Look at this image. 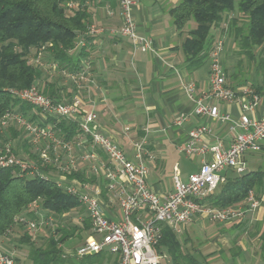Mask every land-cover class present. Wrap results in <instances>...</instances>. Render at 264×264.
<instances>
[{"label":"crops","instance_id":"1","mask_svg":"<svg viewBox=\"0 0 264 264\" xmlns=\"http://www.w3.org/2000/svg\"><path fill=\"white\" fill-rule=\"evenodd\" d=\"M135 1L131 13L136 30L140 36L151 40L153 52H140L130 40L118 35L122 15L117 0H90L86 3L88 25L103 28V34H88L86 54L79 59L77 72L54 69L45 56L43 61L46 63L38 84L48 93L55 92L58 99L79 98L83 112L96 114L98 131L102 135L115 142L131 161L147 165L148 187L155 194L164 196L173 191L175 174L185 182L199 168V156L188 159L194 167L188 173L183 172L175 160L177 146L187 139L189 130L205 124L210 132L202 137V141L219 143L222 147H227L233 138L227 124L195 116V100L203 99L217 106L220 113L237 118L242 112L241 104L248 102L242 92L247 88L260 95L255 115H264V74L257 69L262 49L253 48L250 56L237 48L229 26L223 32L213 29L214 51L203 65L189 70L181 47L193 24L178 30L169 15V10L182 0ZM237 16L234 10L231 18ZM218 44L221 47L217 51ZM214 60L222 66L226 85L237 95L234 102L206 99L210 64ZM189 85L194 88L191 97L185 91ZM180 115L186 119L176 125ZM135 144L142 145L139 157L135 153ZM90 149L89 146L73 147L74 172L85 173L88 162L82 160V155ZM98 154L106 161L104 154ZM244 161V173L264 172V142L259 152L248 154ZM166 168L170 179H165ZM50 174L53 179L58 178L55 170ZM92 178L89 183L100 189L106 216L119 219L118 201L113 192L106 190L102 174ZM254 192L260 200L259 206L237 221L215 223L196 215L178 237L183 249L201 264H264V178ZM2 245L9 244L4 242ZM12 248L16 252L14 244ZM162 256L166 259L167 255ZM167 260L164 264L170 262L169 258Z\"/></svg>","mask_w":264,"mask_h":264},{"label":"built area","instance_id":"2","mask_svg":"<svg viewBox=\"0 0 264 264\" xmlns=\"http://www.w3.org/2000/svg\"><path fill=\"white\" fill-rule=\"evenodd\" d=\"M122 15V25L118 35L130 40L140 52H153L150 39L140 36L132 18L135 0H117ZM68 7L76 8L74 3ZM101 27L90 25L89 35H101ZM218 44L216 50H220ZM43 48L35 51L31 62L41 65ZM54 69L56 65H51ZM188 96H192L194 88H185ZM248 102L241 104L242 112L236 118L220 113L217 106L208 104L203 99L195 100L193 114L217 120L229 126L233 138L227 147L219 143L207 144L202 137L210 130L205 125H199L187 133V139L177 146V151L188 159L201 157L199 168L183 182L175 174L173 191L159 196L150 190L147 184L149 169L145 163H134L111 139L98 131L96 114L83 112L79 98H50L39 92L35 85L15 92L21 102L39 109V120L46 118H64L75 122L78 134L71 141L56 135L51 125L40 126L28 122L16 113L5 115L1 126L16 122L22 127L32 148L36 150L42 163L47 164L58 173L54 179L58 188L77 199L83 207L85 217L90 223V233L71 254L78 259L106 255L101 264H162L163 256L157 251L159 240V224L170 228L177 236L196 215L206 217L215 223H231L241 219L246 212L256 209L260 200L253 190H249L244 200L235 206L213 208L203 203V200L213 194L221 184L227 172L241 175L245 172V157L260 151L264 142V115L256 116L255 111L260 101V95L251 89L242 90ZM235 91L226 85V75L217 61L210 64L209 89L207 100L234 102ZM185 116H179L175 121L180 125ZM89 146L88 152H83L82 160L88 162L85 170L87 178L102 174L106 181V190L114 193L118 201L120 218L106 216L100 199V189L89 182H81L72 177L76 167L73 147ZM136 156H140L141 144L134 145ZM98 152L106 157L103 161ZM0 167H17L27 176H39L45 180L51 178L33 164L17 159L11 148L3 145L0 149ZM28 215H19L14 222L22 225L28 233L38 229H54V218L44 212L37 204L30 206ZM81 224V223H80ZM65 258L66 255H63ZM0 264H22L15 256L6 253L0 238ZM98 264V263H90Z\"/></svg>","mask_w":264,"mask_h":264},{"label":"trees","instance_id":"3","mask_svg":"<svg viewBox=\"0 0 264 264\" xmlns=\"http://www.w3.org/2000/svg\"><path fill=\"white\" fill-rule=\"evenodd\" d=\"M90 0H0V132L3 136L20 137L25 130L16 122L1 126L2 118L16 113L28 122L40 126L51 125L56 135L71 141L78 134L75 122L64 118H46L39 120V109L21 102L15 92L33 85L40 93L58 99L55 92H47L38 84L42 79L43 61L47 56L50 65L57 70L77 72L80 69L79 59L86 54L89 14L86 3ZM75 3L76 8L68 4ZM234 10L238 16L231 18ZM172 24L182 30L193 24L187 31L182 43V50L189 70L203 65L214 51L212 30L223 32L227 26L233 33L235 45L242 52L251 56L253 48H261V57L257 65L264 74V0H182L169 10ZM231 18V20H230ZM43 48L41 65H35L31 59L35 51ZM54 95V96H53ZM17 127L22 131L17 130ZM2 136L0 135V149ZM28 152L26 161L33 164L44 174L51 175L53 168L32 153V145L26 139L23 146ZM72 177L81 182H92L85 173L74 172ZM224 181L203 203L213 208H225L240 204L249 190L255 189L263 180V171H253L236 175L224 174ZM37 204L44 212L54 218L53 233L49 234L45 247H35L31 234L24 231L18 240L19 244L30 247L28 260L31 264H61V245L79 232L90 233V223L84 216L80 226L67 227L55 224L73 210L83 207L77 199L57 187L54 179L47 180L39 176L30 177L17 167H0V238L9 239L14 230L23 229L14 220L19 215L31 217L30 206ZM84 211V210H83ZM60 225V226H59ZM159 240L157 251L169 258L168 264H201L192 254L184 250L182 243L170 228L158 225ZM49 229V228H47ZM56 235H59L56 237ZM3 244V241H2ZM17 245V249H19ZM98 256L81 259V264L98 263Z\"/></svg>","mask_w":264,"mask_h":264},{"label":"rangeland","instance_id":"4","mask_svg":"<svg viewBox=\"0 0 264 264\" xmlns=\"http://www.w3.org/2000/svg\"><path fill=\"white\" fill-rule=\"evenodd\" d=\"M19 129L20 128L17 127V130H19ZM20 131H22V129H20ZM20 133H21L20 137H18V138H12L10 136V134L3 136L2 132H0V135L2 136V145L9 146V148H11V151L13 152L15 157L17 159H20V160L25 162L26 156L29 153L25 152L23 146L26 145V139L28 140V137L23 131ZM30 151L32 153L37 152L33 148H30ZM178 154H176L174 156H175V160L179 164L180 169L183 172H187V173L192 171L194 168L193 163H191L188 160V158H185V156L181 155L180 153H178ZM167 172H168V170L166 168L165 179H170L171 175L169 176V173L167 174ZM84 216H85L84 211L81 209V207H78L77 209L73 210L69 214L65 215L63 218H58V221L55 220V224L59 223L61 225H65L67 227H72L74 225L80 226L81 220ZM15 231H16V233L13 234L11 236V238H9L7 240L2 239L3 244H4V242L9 244L6 247L4 245H2L3 250L5 252H8L9 254L11 253V254L15 255L16 258H18L22 264H31V262L28 260V254H29V249H30L29 247L30 246L28 244H19L18 243V240L24 234L25 230L20 229V230H15ZM52 233H53V229L41 228V229H38L35 233H29V235L31 234V242L35 247H42L43 248V247H45V245L47 243V239L49 237V234H52ZM58 236L59 235H56V237H58ZM86 236H87L86 233L79 232V234H77L74 237L67 239L61 245L62 258H64L63 255H66V257H65L66 259H63L61 264H81L80 259L73 257V255H71V254L83 242V240L85 239ZM12 243L14 244V247L15 246L17 247V245L20 246V247H18L19 249H17L16 252L13 251V248H12L13 244ZM105 258H106V255H103V256L99 257L98 261L100 263H102ZM167 259L168 258L166 256V259L164 260V262L168 261ZM164 262H163V264H164Z\"/></svg>","mask_w":264,"mask_h":264}]
</instances>
